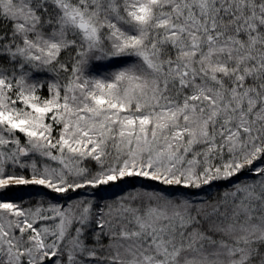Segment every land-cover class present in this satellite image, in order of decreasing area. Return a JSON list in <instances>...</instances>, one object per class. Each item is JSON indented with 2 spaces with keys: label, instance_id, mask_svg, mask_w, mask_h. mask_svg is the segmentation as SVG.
Masks as SVG:
<instances>
[{
  "label": "snow or ice",
  "instance_id": "obj_1",
  "mask_svg": "<svg viewBox=\"0 0 264 264\" xmlns=\"http://www.w3.org/2000/svg\"><path fill=\"white\" fill-rule=\"evenodd\" d=\"M0 264H264V0H0Z\"/></svg>",
  "mask_w": 264,
  "mask_h": 264
},
{
  "label": "trees",
  "instance_id": "obj_2",
  "mask_svg": "<svg viewBox=\"0 0 264 264\" xmlns=\"http://www.w3.org/2000/svg\"><path fill=\"white\" fill-rule=\"evenodd\" d=\"M136 186H139V185H136ZM144 186L145 187H158L156 185H151V184H148V183H146ZM213 190L217 191L215 188H213V189L209 190L207 194L210 195ZM117 192H119V191H116L115 193H117ZM109 194H111V192H109V191L102 193V195H105V196H110ZM119 194H121V193H118L117 195H119ZM112 195L113 194H111V196Z\"/></svg>",
  "mask_w": 264,
  "mask_h": 264
},
{
  "label": "rangeland",
  "instance_id": "obj_3",
  "mask_svg": "<svg viewBox=\"0 0 264 264\" xmlns=\"http://www.w3.org/2000/svg\"><path fill=\"white\" fill-rule=\"evenodd\" d=\"M109 192H111V194H113V190H109ZM118 193H120V192H117L115 194H118ZM111 194H109V195L111 196ZM215 194H216V191L213 190L212 193L209 196H214Z\"/></svg>",
  "mask_w": 264,
  "mask_h": 264
}]
</instances>
